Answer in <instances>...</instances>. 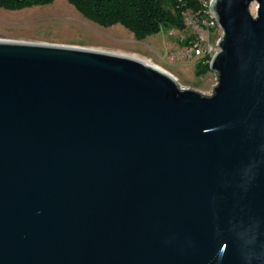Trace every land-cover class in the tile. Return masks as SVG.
<instances>
[{
    "label": "water",
    "instance_id": "1",
    "mask_svg": "<svg viewBox=\"0 0 264 264\" xmlns=\"http://www.w3.org/2000/svg\"><path fill=\"white\" fill-rule=\"evenodd\" d=\"M210 11L211 95L0 40V264H264V0Z\"/></svg>",
    "mask_w": 264,
    "mask_h": 264
},
{
    "label": "rangeland",
    "instance_id": "2",
    "mask_svg": "<svg viewBox=\"0 0 264 264\" xmlns=\"http://www.w3.org/2000/svg\"><path fill=\"white\" fill-rule=\"evenodd\" d=\"M209 1V0H208ZM254 13V8L252 7ZM195 16L186 15L184 31L164 30L137 41L122 26L100 27L84 19L65 0L52 4L17 11L0 8V40L46 43L71 47L95 49L105 52H120L136 55L161 67L177 79L182 88H189L204 95H211L212 86L217 83L216 75L208 70L196 73V62L201 58L184 51L181 40L199 33H206L196 23ZM213 52L220 31L205 34Z\"/></svg>",
    "mask_w": 264,
    "mask_h": 264
},
{
    "label": "trees",
    "instance_id": "3",
    "mask_svg": "<svg viewBox=\"0 0 264 264\" xmlns=\"http://www.w3.org/2000/svg\"><path fill=\"white\" fill-rule=\"evenodd\" d=\"M56 0H0V8L17 11L52 4ZM84 19L103 28L122 26L137 41L164 30L184 31L185 15L191 14L200 23L206 19L201 0H65ZM213 31V29L211 30ZM190 38L183 39L188 45ZM209 57L196 62V73L209 69Z\"/></svg>",
    "mask_w": 264,
    "mask_h": 264
},
{
    "label": "built area",
    "instance_id": "4",
    "mask_svg": "<svg viewBox=\"0 0 264 264\" xmlns=\"http://www.w3.org/2000/svg\"><path fill=\"white\" fill-rule=\"evenodd\" d=\"M203 6L205 7L206 11H205V15L207 16L206 19H203L200 23H198V19L196 18L195 22L201 29L206 30V33H199L195 36V38L193 39L192 37H189L191 40L189 42L188 45H183V47H186L189 49V51H184V55L187 56L185 54L189 53L190 55H193L195 57H199L201 56V58L199 60H201L202 58H204L205 56L209 57V61L208 63L210 64L211 58L212 56L215 54L212 53L213 52V47L208 44L207 42V38L205 37L207 33L210 32H215L217 29L220 31V35L222 33L221 28L219 26L218 21L215 20L214 15L212 14V12L210 11V6L212 3V0H201ZM187 15V14H186ZM186 15H185V19H186ZM186 24V23H185ZM187 27V25H186ZM213 29V31H211ZM220 35H218L220 37ZM187 39V38H184ZM219 40V39H218ZM183 40H181L182 43ZM218 43V41H217ZM216 43V45H217Z\"/></svg>",
    "mask_w": 264,
    "mask_h": 264
},
{
    "label": "bare ground",
    "instance_id": "5",
    "mask_svg": "<svg viewBox=\"0 0 264 264\" xmlns=\"http://www.w3.org/2000/svg\"><path fill=\"white\" fill-rule=\"evenodd\" d=\"M252 7H253V6H252ZM251 11H252V8H251ZM90 50L99 51V52H104V53H110V54H115V55H123V56L132 57V58H135V59H139V60H142V61L148 63L149 65H151V66L157 68L158 70H161L162 72H165V73L171 75L170 73H168L167 71H165V70L162 69L161 67H159V66L153 64V63L150 62L149 60L144 59V58H140V57H138V56H136V55L123 54V53H120V52H105V51H100V50H95V49H90ZM171 76H172V75H171ZM172 77H173V78L176 80V82H177V79H176L174 76H172ZM177 83H178V82H177ZM178 85H179V83H178ZM179 86H180V85H179Z\"/></svg>",
    "mask_w": 264,
    "mask_h": 264
}]
</instances>
